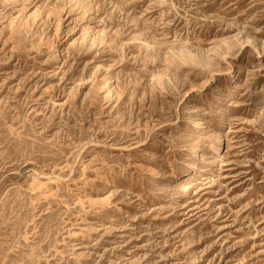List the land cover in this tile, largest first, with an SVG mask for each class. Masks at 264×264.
Here are the masks:
<instances>
[{
  "label": "rangeland",
  "instance_id": "obj_1",
  "mask_svg": "<svg viewBox=\"0 0 264 264\" xmlns=\"http://www.w3.org/2000/svg\"><path fill=\"white\" fill-rule=\"evenodd\" d=\"M0 264H264V0H0Z\"/></svg>",
  "mask_w": 264,
  "mask_h": 264
}]
</instances>
